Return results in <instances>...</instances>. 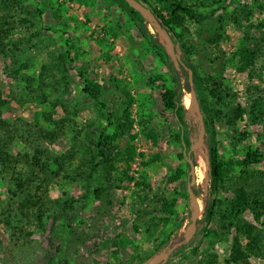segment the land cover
<instances>
[{
    "label": "rangeland",
    "instance_id": "obj_1",
    "mask_svg": "<svg viewBox=\"0 0 264 264\" xmlns=\"http://www.w3.org/2000/svg\"><path fill=\"white\" fill-rule=\"evenodd\" d=\"M4 1L8 2L5 4ZM84 1L0 0V20L7 21V25L0 27V32L4 31L0 34L3 37L0 48H6L5 54L0 55V91L7 100L0 115L20 128L31 124L36 129L38 124L52 130L57 122L65 121L66 127L62 132L42 140L43 146L53 155H61L73 149L83 150V144L96 142L102 131H105L112 136L113 144L122 148L135 146L136 159L130 171L135 181H124L112 189L109 197L113 205H106L95 196L96 184L89 185L85 181L70 184L58 177L49 186L50 197L60 198L61 204L68 197L78 200L80 208L75 210V221L64 219L58 222L51 217L46 220L45 227L35 226L30 235H24L6 222L11 207H8L6 182L13 174L0 167V264H139L141 256H152L157 245L155 241L164 230V225L160 222L152 237L153 230L149 228L151 231L148 232L147 226L152 218L146 216V223L137 218L133 193L142 172L147 173L149 184L155 191H162L169 199H178V216L171 222L168 231H172L177 220H183V225L162 251L168 250L189 232V177L176 182L169 179L171 173L184 161L178 158L180 149L171 133V128H175L174 117L164 111L160 98L163 82L158 76L166 73V69L137 28L117 7H108L105 0ZM204 1L206 5L199 8L207 17L206 22L216 20L221 14L228 16L227 37L220 43V47L208 44L206 31L201 33V28L189 21L198 59L204 63L206 71L214 76H222L225 83L232 86L237 92L238 102L250 104L254 92L264 91V65L260 61L247 72H240L236 61L230 58L240 47L242 38L248 37L254 42L264 38V29L255 28L264 21V0H258L263 5L261 8L255 0H216L218 3H214V0ZM60 5L65 12L58 14ZM247 10L252 11L249 17ZM232 15L240 17L241 21L236 23L230 19ZM150 27L161 39L158 32ZM166 48L170 52L173 50L172 47ZM219 49L223 51L222 57L218 54ZM211 52L213 57L220 56L215 65L209 64L207 54ZM62 55L68 62L67 82L57 70L56 63ZM44 66H50V70L44 72L43 83L41 74ZM86 80L102 86L100 100L105 106L88 98L83 92ZM182 84L184 100L188 95L192 99L190 90L184 88V80ZM60 97L65 107L57 104ZM229 109L223 106L224 112H230ZM186 117L191 140L195 143L198 139L194 126L197 123L196 111L191 118L186 109ZM247 118L235 126L224 118L226 120L217 125L220 153L224 159L233 161L228 169L229 189L222 191L223 198L232 197L236 188L244 184L239 174L246 170L240 163L247 152L258 146L264 150V144L258 138L260 129L256 125L249 126ZM128 119L133 120L132 128L129 131L118 129L121 134L116 136V127L128 124ZM244 131L250 135L241 141L238 139L239 133ZM151 133L156 134L155 138ZM11 148L13 155L28 154L22 142L14 143ZM156 155L160 157L159 161L148 168L142 165L144 160H150ZM195 158L197 160L196 154ZM24 167L25 163L21 161L16 171ZM197 168L194 186L200 208L198 219L201 220L205 210L204 201L211 192V177L207 183H202ZM258 168L260 165H254L248 170L253 174ZM156 201L152 198V205ZM11 209L19 216L18 206L13 205ZM248 219L253 221L254 218L250 214ZM135 223H140L138 230L134 228ZM200 226L198 223V228ZM260 227L263 228V225ZM208 243V240L205 241L197 254L188 251L187 255L177 256L169 264H201V256ZM231 245L232 240L215 244V251H212L217 253L215 264H228ZM241 264H264V255H253Z\"/></svg>",
    "mask_w": 264,
    "mask_h": 264
},
{
    "label": "trees",
    "instance_id": "obj_2",
    "mask_svg": "<svg viewBox=\"0 0 264 264\" xmlns=\"http://www.w3.org/2000/svg\"><path fill=\"white\" fill-rule=\"evenodd\" d=\"M14 1L17 2L18 0ZM83 1L79 0V2ZM144 1L162 19L164 26L172 34L175 42L180 43L184 53L183 63L194 72V82L204 114L209 149L211 192L204 201L203 217L198 220L201 226L194 238L174 252L166 264H169L177 256H184L189 252L197 254L207 240L209 243L205 253L201 256V264H215L217 262V253L212 251H215V244L223 240H232L230 257L227 259L228 264H232V262L236 264L246 263L253 255H264V221L262 220L264 217V150L258 146V148L247 152L246 157L240 163L241 167L246 170L239 174L244 184L236 188L232 197L223 198L221 196L222 191L229 189L227 178L230 171L228 169L233 165V161L224 159L220 153L217 125L226 120L224 118H227L229 124L235 126L239 121L248 117L249 126L256 125L260 129L258 138L264 144V91L254 92L251 96V103L244 105L238 102L237 92L233 90L232 86L225 83L222 76L217 74L214 76L210 71H206L204 63L198 59L196 45L191 38L193 30L189 26V21L198 25L199 29L201 28V33L206 31L207 36L205 38L208 44L220 47V43L227 37L226 21L228 16L226 14L219 15L212 22H206L207 17H204V12L199 8L201 5H206L204 0ZM6 2L8 1H4L5 4ZM105 2H107L108 7H117L119 12L127 17L166 69V73L158 76V79L163 82L160 98L164 105V111L169 112L174 117L175 128H171V133L173 140L180 149L178 158L184 161L171 173L169 179L171 182H176L189 177V183H192L191 164L188 162V152L192 146V141L186 117L182 84L184 80V88L186 90L191 89L186 66L181 63V70L178 69L165 46L152 31L149 23L126 0H105ZM213 2L218 3L216 0ZM255 3L260 8L263 6L258 0H255ZM11 4L14 5L12 2ZM222 8L225 9L223 5ZM63 9V6L60 5L57 9L58 14H61V11L64 13L65 10ZM214 13L215 11L212 12V14ZM251 14L252 11L247 10V17ZM229 17L234 19L236 23L241 21L240 17L234 15ZM3 25H7V21L0 20V27ZM255 28L264 29V21L258 23ZM3 32L1 31L0 34ZM263 39L260 42H254L251 38H242L240 47L230 58L231 61H236V67L240 72H247L260 61L264 65V43L261 44ZM2 43L3 37H0V45ZM5 49L0 48V55L5 54ZM67 53L70 54V52ZM218 54H221L222 57L223 51L219 49ZM212 55H214L212 52L210 55L207 54L209 64L215 65L220 56L215 55L213 57ZM71 61L73 60L71 59ZM67 63L64 55L56 63L57 70L62 73L66 82L69 79ZM49 70L50 66H44L41 74L43 83L45 82L44 72ZM79 73L82 75L81 72ZM83 92L88 98L105 106L100 100V95L103 93L100 84L86 80ZM57 96L58 94H56ZM57 100H59L57 104L65 107L61 97ZM6 103L7 100L0 91V112ZM223 106L230 107V112H224ZM128 113L127 111L126 118L129 117ZM132 126L133 120L128 119V124H119L116 127L115 135L120 136L121 132L118 129L123 128L129 131ZM37 127L33 129V126L29 124L28 127L20 128L17 124L10 123L0 115V167L11 171L13 174L6 182L9 198L8 207L11 205L6 222L19 230V233L30 235L32 228L35 226L45 227L47 225L46 220L51 217H54L58 222L64 219L75 221L77 217L75 210L80 208L78 200L68 197L61 204L59 203L60 198L52 199L50 197L49 186L58 177L70 184L83 181L89 182V185L90 183L96 184L95 196L106 205H113V201L109 197L112 189L124 181H135V177L130 175L132 163L136 159L135 146L127 145L122 148L115 145L112 136L102 131L96 142L83 144V150L73 149L61 155H53L49 149L43 146L42 140H47L51 136L55 137L59 132H62L63 128L66 127L65 121L57 122L52 130L38 124ZM249 135L250 133L247 131L240 132L238 139L245 140ZM151 136L155 138L156 134L151 133ZM19 142L25 144L28 154L20 153L18 154L20 157H17L18 155L12 154L11 147L14 143ZM77 155H79L78 160L76 159ZM190 157L196 165L194 154H191ZM159 160L160 157L156 155L150 160H144L142 165L148 168ZM21 161H24L25 167L21 171H16L17 165ZM118 164L121 166L119 167ZM254 165H260V168L250 174L248 168ZM193 189L196 192L194 185ZM133 194L137 206V218L143 220L146 216L152 218L147 224L148 232L151 231L149 228L153 230L152 237L159 228L160 222H163L164 225V230L161 231L160 236L155 241L157 245L151 253L153 256L161 251L172 239L173 234L182 228L183 220H177L173 224L172 231H168L171 222L173 223L174 218L178 216V199H169L162 191H155L149 184L146 172H142L141 179L137 182V189ZM152 198L157 199L154 205H152ZM13 205L14 207L18 206L19 216L15 215V211L11 209ZM250 214L254 218L253 221L248 219ZM146 220L144 223L147 222ZM260 225H263V228ZM139 227L140 223L134 224L135 230H138ZM152 256H141L139 264Z\"/></svg>",
    "mask_w": 264,
    "mask_h": 264
},
{
    "label": "water",
    "instance_id": "obj_3",
    "mask_svg": "<svg viewBox=\"0 0 264 264\" xmlns=\"http://www.w3.org/2000/svg\"><path fill=\"white\" fill-rule=\"evenodd\" d=\"M126 2L136 11H138L143 16V18L147 21V23H149V25H151L158 32V35L161 37V39L159 40H161V43L164 46H165L164 44L165 41L170 42L172 44L171 46L173 50L171 52L166 48V46L165 48L172 60L174 56H176V58H174L175 61L173 60V62L178 67V69L181 70L180 64L183 63V57H184L183 50L180 46V43L175 42V39L172 36V34L164 26L162 19L159 18L155 14V12L152 10L149 4L145 2L144 0H126ZM174 50H175V53H174ZM185 68L189 74V83L191 86L190 92H191L193 108H194L193 110L196 111V115H197V123L194 124V126L198 132V139L195 143L192 142V146L190 148V151L188 152V162L191 164L190 175L193 178L192 183H189L188 185L191 223L189 227V232H187L184 235L182 240H180L179 242H177L176 244L168 248V250H166L165 252H163L162 250L159 251L158 253L154 254L152 257L147 259L142 264H166L174 252L182 248L185 244L189 243L194 238L198 230V220H199L197 218L198 208L195 202L196 194L193 189L194 178L196 177L197 160H196V165H195L190 155L194 154L195 156V154L197 155L198 152H200L201 150H204L205 148V150L208 153V162H209V149H208V144H207V130H206L205 121H204V114L200 106L197 88L194 82V72L188 66H186ZM209 176L211 177L210 170H209ZM203 211L205 210L203 209Z\"/></svg>",
    "mask_w": 264,
    "mask_h": 264
},
{
    "label": "bare ground",
    "instance_id": "obj_4",
    "mask_svg": "<svg viewBox=\"0 0 264 264\" xmlns=\"http://www.w3.org/2000/svg\"><path fill=\"white\" fill-rule=\"evenodd\" d=\"M166 44H167L166 47H169V48L172 47L170 42H167ZM184 103H185V106H186L188 115L191 118H193V116L195 115V111L193 110L194 109L193 108V101H192L190 95H188V96L185 97ZM197 161H198V168H197L198 178H199V180L202 183L205 184L209 180L208 153L205 150V148H204V150H201L200 152L197 153ZM195 202H196V205H197V208H198L197 218H199L200 208H199V205H198V201H197V197L196 196H195ZM200 205H201V210H202V204L200 203Z\"/></svg>",
    "mask_w": 264,
    "mask_h": 264
}]
</instances>
